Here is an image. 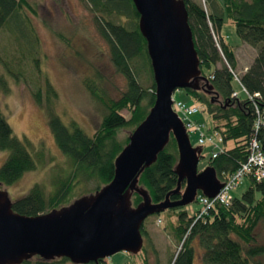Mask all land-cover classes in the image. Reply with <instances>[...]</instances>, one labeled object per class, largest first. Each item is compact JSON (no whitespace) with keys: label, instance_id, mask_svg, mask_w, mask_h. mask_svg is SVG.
Wrapping results in <instances>:
<instances>
[{"label":"trees","instance_id":"1","mask_svg":"<svg viewBox=\"0 0 264 264\" xmlns=\"http://www.w3.org/2000/svg\"><path fill=\"white\" fill-rule=\"evenodd\" d=\"M184 2L200 61L201 76L209 80L214 95H218V98H214L215 102H212V96L210 98L205 91H185L194 103L201 104L204 113L214 120L213 131L222 136V150L216 158L210 157L207 163L215 169L219 180L223 182L247 159L252 137L260 140L264 150V0H203L206 7L193 0ZM87 3L109 46L116 71L127 82L126 91L120 100L110 102L99 129L90 136L75 123L68 127L64 125L49 106L57 95L51 88L47 91L48 126L57 148L71 159L73 171L64 179L54 180L55 189L49 196L39 184L33 186L26 196L13 201V210L17 214L38 216L67 206L75 199L72 198L76 193L74 189L81 183L96 181L93 192L110 183L115 171L114 162L129 142V139L124 142L119 140V131L123 128L135 130L154 104L153 70L147 54L146 40L138 28L140 17L132 0H87ZM24 7H30L26 0H0V32L10 26V31L14 33L17 29L21 39L23 38L19 32L21 26L29 24L31 27L23 11ZM112 17L118 18L119 22H113L110 19ZM226 19L235 24L236 33L244 44L257 48V56L239 81L234 75L238 68L235 48L221 35ZM123 20L127 22L123 23ZM33 39L36 42L35 33L29 41L31 44ZM135 60H143L149 66L153 81L149 89L138 81V73L133 65ZM235 81L242 92L244 89L250 95L259 93L261 98L251 100L244 92V98L240 97V92L237 98H232V94L236 92L232 88ZM201 86L205 87V83L202 82ZM0 90L5 94L11 91L5 76H0ZM35 96L38 105L42 106L40 91ZM122 110L131 114L128 120L121 114ZM258 113L262 124L256 132L254 127L259 121ZM231 142L234 146L228 148ZM167 144L164 151L158 154L156 162L139 176V186L148 191L153 203L163 201L169 192L177 188L178 176L174 170L179 154L173 135ZM31 147L32 144L27 139L20 140L14 135L0 108V151L8 152L0 167L2 187L18 183L25 174L37 169ZM248 179L250 184L241 197L233 196L226 206L216 205L203 218L198 219L196 213L191 215L186 207L168 210L178 218L177 225L172 226V229L180 246L169 264H194V242H197L201 250V264H264V245L258 244L254 235L259 224L264 223V182H258L252 177ZM182 186L185 187L184 183ZM200 194L199 192L198 195ZM170 197L172 201L180 199L179 194ZM141 202L140 196H132L133 207ZM141 230L144 238L147 232L143 227ZM59 261L68 260L63 258L46 261L34 257L22 264H56ZM99 264H103V261Z\"/></svg>","mask_w":264,"mask_h":264},{"label":"rangeland","instance_id":"2","mask_svg":"<svg viewBox=\"0 0 264 264\" xmlns=\"http://www.w3.org/2000/svg\"><path fill=\"white\" fill-rule=\"evenodd\" d=\"M26 1L30 7H24L23 11L31 27L29 24L21 26L19 32L23 38L17 29L14 33L10 31V26L0 32V76L6 77L11 88L8 94L0 90V108L14 135L32 144L30 150L37 165L36 170L25 174L18 183L2 187V190L9 193L11 201L26 196L33 186L39 184L49 196L55 189L54 180L64 179L73 171L71 159L57 148L48 126L46 94L50 88L57 95L49 104L55 115L61 118L65 126L75 123L90 136L99 129L110 102L120 100L127 87L124 76L116 71L111 61L109 46L101 35L96 16L87 0ZM193 1L206 7L203 0ZM110 19L119 22L118 18ZM224 24L221 35L235 48L238 68L234 75L240 78L257 56V48L241 41L231 21L226 19ZM33 32L36 42L33 39L31 44L29 41ZM133 65L138 73V81L149 89L153 83L149 66L143 60H135ZM232 88L244 98L238 82H233ZM39 91L42 106L38 105L35 96ZM173 98L188 104L194 103L185 90L176 91ZM197 105L203 110L201 104ZM121 114L127 120L131 115L127 110H122ZM193 120L204 122L205 131H213L214 120L204 110ZM133 131V128H123L118 133L119 140L124 142L129 139ZM190 142L197 147L195 137ZM233 146L231 142L228 148ZM220 147L222 145L219 144ZM212 149L213 146L203 148V158L198 163L199 171L208 167ZM7 155L8 152L0 151V167ZM249 184L248 178L243 179L241 185L231 191V195L241 197ZM96 185L94 180L81 183L74 189L76 193L72 198L91 194ZM201 208L197 203H192L186 210L192 215ZM177 223L178 218L169 211L147 217L143 224L147 235L141 252L138 255L120 252L103 261V264H144V261L149 264H169L172 256L180 249L172 229ZM254 235L257 243L264 245L263 222L255 229ZM193 245L196 249L194 264H201V250L197 242ZM56 264L72 263L59 261Z\"/></svg>","mask_w":264,"mask_h":264},{"label":"water","instance_id":"3","mask_svg":"<svg viewBox=\"0 0 264 264\" xmlns=\"http://www.w3.org/2000/svg\"><path fill=\"white\" fill-rule=\"evenodd\" d=\"M132 2L153 70V107L117 156L113 180L92 194L28 217L14 212L13 201L0 183V264H22L34 257L99 264L120 252L138 255L144 246L141 228L147 217L187 207L195 203L199 192L215 198L222 189L224 184L212 166L198 170L202 148L193 147L184 123L172 109L173 94L179 90L205 91L212 102L218 98L209 80L201 76L185 2ZM171 135L179 154L174 170L177 188L153 203L148 191L139 186V176L156 162ZM134 194L142 198L136 207ZM178 194L180 199L172 201L170 196Z\"/></svg>","mask_w":264,"mask_h":264},{"label":"built area","instance_id":"4","mask_svg":"<svg viewBox=\"0 0 264 264\" xmlns=\"http://www.w3.org/2000/svg\"><path fill=\"white\" fill-rule=\"evenodd\" d=\"M237 81L239 78L236 77ZM244 94L247 98L251 100L259 99L260 94L250 95L243 89ZM239 96V92H235L232 94V98H237ZM173 106L172 109L175 111L181 121L184 123L186 128V132H188L189 138L195 137L197 146L200 147H208L213 146L211 152V158H216L222 147H219V144L222 145V136L220 133L211 131L207 132L206 125L202 121L193 120V117L203 112L200 106L195 104H188L185 101H178L172 98ZM259 121L256 123L254 129L256 132L260 130V126L262 124V118L260 113H258ZM248 157L245 162L237 169L234 174L230 176L227 181H223V187L220 192L217 194L215 198H207L204 195H199L196 199V203L202 208L198 211L197 217L198 219L203 218V216L207 215L211 208L216 205H228V203L232 199L231 191L237 189L241 185V181L245 178L252 177L254 180L258 182H264V150H262L260 140L257 137H252L250 139L249 147H248Z\"/></svg>","mask_w":264,"mask_h":264}]
</instances>
